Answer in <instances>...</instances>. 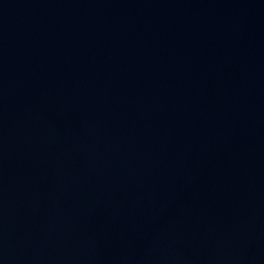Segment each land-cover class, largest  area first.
<instances>
[{"label":"water","instance_id":"1","mask_svg":"<svg viewBox=\"0 0 264 264\" xmlns=\"http://www.w3.org/2000/svg\"><path fill=\"white\" fill-rule=\"evenodd\" d=\"M0 264H264V0H0Z\"/></svg>","mask_w":264,"mask_h":264}]
</instances>
